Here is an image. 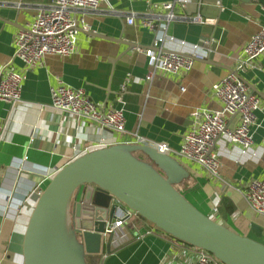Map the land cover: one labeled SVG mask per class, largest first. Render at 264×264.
Listing matches in <instances>:
<instances>
[{
	"label": "crops",
	"instance_id": "obj_1",
	"mask_svg": "<svg viewBox=\"0 0 264 264\" xmlns=\"http://www.w3.org/2000/svg\"><path fill=\"white\" fill-rule=\"evenodd\" d=\"M53 0H0V66H14L27 74L21 100L0 99V264H24L23 245L29 217L39 196L67 163L90 151L119 143L137 144L136 135L153 143L179 149L193 126L195 109L219 110L214 85L235 70L251 37L264 25V0H188L175 3L176 19L153 4L174 0H108L96 11H78L80 23L76 51L68 56L47 55L42 64L27 68L15 58L14 37L32 21L43 5ZM154 12L165 23L166 50L196 54L193 68L179 74L152 72L148 56L155 32L143 24ZM134 15L133 24L127 17ZM201 17L200 23L187 17ZM186 17V18H185ZM159 24L157 30L162 26ZM135 43L133 47L124 42ZM181 41H185L182 44ZM256 66L241 72L252 93L260 98L252 126L254 143L249 154L226 140L217 139L222 180L212 177L200 164L177 158L189 171L180 191L196 207L242 235L256 238L251 226L263 229L264 215L251 209L248 184L264 178V54ZM59 84L82 88L103 109L124 107L126 131L118 133L78 119L52 106V89ZM181 87L185 90L181 91ZM238 116H230L233 127ZM136 156L145 160L141 151ZM11 195L6 201L3 195ZM215 207L217 210L215 211ZM96 264H194V245L134 216L114 231L111 252L106 249ZM108 256L103 260V255Z\"/></svg>",
	"mask_w": 264,
	"mask_h": 264
},
{
	"label": "water",
	"instance_id": "obj_2",
	"mask_svg": "<svg viewBox=\"0 0 264 264\" xmlns=\"http://www.w3.org/2000/svg\"><path fill=\"white\" fill-rule=\"evenodd\" d=\"M138 151L145 160L136 156ZM188 176L177 158L136 143H119L75 158L56 171L32 210L24 264H96L89 258L97 259L108 236L106 249L111 252L114 232L106 230L121 206L208 250L224 264H264V243L257 239L262 227L252 223L253 238L205 214L176 187Z\"/></svg>",
	"mask_w": 264,
	"mask_h": 264
},
{
	"label": "built area",
	"instance_id": "obj_3",
	"mask_svg": "<svg viewBox=\"0 0 264 264\" xmlns=\"http://www.w3.org/2000/svg\"><path fill=\"white\" fill-rule=\"evenodd\" d=\"M108 0H53L48 5L38 9L34 19L26 27L19 30L14 37L15 58L20 59L27 68L42 64L47 55L68 56L73 54L78 45L80 23L87 29L84 19H78V11H96L101 4ZM152 4V0H147ZM188 0L165 1L155 3V9L165 13L166 21L177 18L174 12L175 3L185 5ZM186 18V17H185ZM195 22L206 23L201 17H187ZM129 24H133L134 15L127 17ZM154 12L148 13L143 24L154 31L155 37L151 47L140 48L149 58L152 72L147 76L152 79L154 72L161 71L179 74L190 71L195 63L196 54H187L166 50L164 43L167 39L165 23H159ZM159 24L162 26L157 30ZM160 26V27H161ZM185 44V41H181ZM264 54V25L251 37L245 45L242 56L235 72L247 71L256 65V60ZM235 72L214 85L215 94L220 99L222 107L219 110L195 109L192 112L193 128L184 136L179 149H172L165 143L152 141L136 135L137 144L157 148L164 153L173 152L177 157L191 160L200 164L214 178L222 180L220 175L221 162L213 147L220 137L238 144L242 153L249 154L254 143L252 126L256 121V111L260 108V98L252 93L243 78ZM27 74L14 66H0V99L8 102H18L22 97L23 82ZM185 88L181 87V91ZM52 106L78 119L98 124L103 129L118 133L126 131L124 107L109 110L95 102L84 89L59 84L52 89ZM230 116H238L237 123L230 127ZM3 134L0 131V141ZM264 143V138H263ZM77 158L76 155L67 157V163ZM61 167V166H60ZM58 167V169L60 168ZM57 169V170H58ZM56 170V171H57ZM6 201H11V195H3ZM249 206L259 215H264V178L253 179L246 192ZM215 211L217 208L215 207ZM138 212L125 206L116 211V218L106 233L114 232L125 225L131 218L138 216ZM196 261L194 264H224L214 254L194 246ZM103 255V260L107 257Z\"/></svg>",
	"mask_w": 264,
	"mask_h": 264
},
{
	"label": "trees",
	"instance_id": "obj_4",
	"mask_svg": "<svg viewBox=\"0 0 264 264\" xmlns=\"http://www.w3.org/2000/svg\"><path fill=\"white\" fill-rule=\"evenodd\" d=\"M180 184H181V183H180ZM180 184H177V185H176L177 189H179V185H180ZM179 190H180V189H179Z\"/></svg>",
	"mask_w": 264,
	"mask_h": 264
},
{
	"label": "rangeland",
	"instance_id": "obj_5",
	"mask_svg": "<svg viewBox=\"0 0 264 264\" xmlns=\"http://www.w3.org/2000/svg\"><path fill=\"white\" fill-rule=\"evenodd\" d=\"M261 237L257 238L258 240L260 239ZM260 241V240H259Z\"/></svg>",
	"mask_w": 264,
	"mask_h": 264
}]
</instances>
